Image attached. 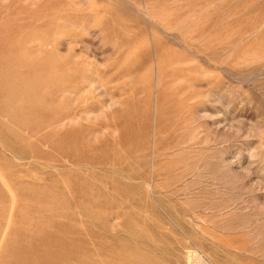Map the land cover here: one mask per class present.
Here are the masks:
<instances>
[{"label": "rangeland", "instance_id": "1", "mask_svg": "<svg viewBox=\"0 0 264 264\" xmlns=\"http://www.w3.org/2000/svg\"><path fill=\"white\" fill-rule=\"evenodd\" d=\"M0 264H264V0H0Z\"/></svg>", "mask_w": 264, "mask_h": 264}, {"label": "bare ground", "instance_id": "2", "mask_svg": "<svg viewBox=\"0 0 264 264\" xmlns=\"http://www.w3.org/2000/svg\"><path fill=\"white\" fill-rule=\"evenodd\" d=\"M50 56H51V55H50ZM50 56H49V57H50ZM52 56H53V55H52ZM49 57H47V58H49ZM55 58H56V57H55ZM51 59H52V57H51ZM49 60H50V58H49ZM52 60H53V59H52ZM43 61H44V60H43ZM43 61H42V62H43ZM50 62H51V61H50ZM43 64H44V63H43ZM32 65H33V64H32ZM41 65H42V64H41ZM49 65H51V64H49ZM59 65H60V64L58 63V66H59ZM32 67H33V66H32ZM43 67H44V65H43ZM43 67H42V69H43ZM51 67H52V69L55 70V68H54L55 66H54V65H52ZM51 67L48 68V71H49V69H51ZM33 68H34V67H33ZM45 69H46V68H45ZM57 69H58V68H56V71H57ZM35 70H36V68H35ZM35 70H34V71H35ZM46 70H47V69H46ZM32 72H33V71H32ZM35 72H38V71L36 70ZM44 72H45V73H44ZM50 72H51V71H50ZM38 73L41 74V75H43V74H42V71H41L40 69H39V72H38ZM43 73H44V75H45V74H46V71L43 70ZM24 74H25V73H24ZM48 74H50V73L48 72ZM48 74H47V75H48ZM83 74H84V73H83ZM33 75H34V74H33ZM37 75H38V74H37ZM85 75H86V74H85ZM35 76H36V75H35ZM38 76H39V75H38ZM50 76H51V75H49V79H50ZM83 76H84V75H83ZM36 77H37V76H36ZM36 77H35V78H36ZM44 77H46V76H44ZM55 77H56V76H55ZM86 77H87V76H86ZM30 78H31V77H30ZM37 78H38V77H37ZM41 78H43V77H41ZM41 78H40V79H41ZM52 78H53V77H52ZM89 78H92V77L90 76ZM46 79H48V78H46ZM82 79H84V78H82ZM41 80H42V79H41ZM53 80H54V79H53ZM55 80H56V78H55ZM87 80H88V79H87ZM32 81H34V80H32ZM32 81H31V82H32ZM46 81H47V80H46ZM49 81H51V80H49ZM37 82H38V81H37ZM88 82H89V80H88ZM42 83H43V82H42ZM51 83H53V82H51ZM31 85H32V84H31ZM33 85H34V84H33ZM36 85H37V84H36ZM36 85H35V86H36ZM39 85H40L39 88H41V90L45 89L44 92H42V93H43V96H40L41 98H42V97H43V98L46 97V96L48 95L47 93H48V91H49L50 89H53V88H54V89H55V90L53 89L54 92H58V91L61 90V89L59 90V87H53V88H52V87H50V86H49V87H43V85H42V86H41V84H39ZM58 85H59V84H58ZM29 86H30V85H29ZM44 86H45V85H44ZM47 86H48V85H47ZM53 86H54V85H53ZM59 86H60V85H59ZM90 86H91V85H90ZM92 86H93V85H92ZM28 89H29V88H28ZM31 89H32V88H31V86H30V91H34V90H35V88H34V90H31ZM38 90H40V89H38ZM38 90H37V91H38ZM65 90H66V89H65ZM37 91H36V93H37ZM62 91H63V90H62ZM26 92H27V91H26ZM38 92H39V91H38ZM40 92H41V91H40ZM36 93H35V94H36ZM58 94H59V93H58ZM39 95H40V94H39ZM37 96H38V95H37ZM26 97H27V96H26ZM29 97H30V96H29ZM40 97H39V98H40ZM27 98H28V97H27ZM41 98H40V99H41ZM36 99L38 100V98H36ZM40 99H39V100H40ZM44 99L46 100V98H44ZM32 100H33V99H32ZM45 100H42V99H41V101H43L44 104H43V103H40V106H41V117H42V118L44 117V113H46V112H49V111H50L51 113H53V112H54L55 114L57 113V106H54V107L51 106V107H50V106H48V105L45 103ZM53 100H54V99H53ZM26 101H27V100H26ZM17 102H18V101H17ZM35 102H36V101H35ZM39 102H40V101H39ZM36 103H37V102H36ZM36 103H35V104H36ZM47 103H48V102H47ZM30 104H31V103H30ZM32 104H33V103H32ZM37 106H39V105H37ZM34 108H35V107H34ZM38 111H39V110H38ZM54 117H55V118L53 119V121H54V123H57V122H58V114H57L56 116H54ZM44 122H45V121H42L41 123L39 122V124L37 123V124H35V125H31V126L29 127V130H30L31 132H33V131L36 130V128H37V130L40 129V128L42 127V125H43ZM52 124H53V123H52ZM48 128H49V127H48ZM48 128H47V129H48ZM37 133H38V132H37ZM37 133H36V134H37ZM52 133H53V132H52ZM56 134H57V133H56ZM39 137H40V136H39ZM33 154H34V153H33ZM35 157H36V156H35Z\"/></svg>", "mask_w": 264, "mask_h": 264}]
</instances>
